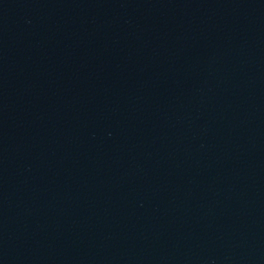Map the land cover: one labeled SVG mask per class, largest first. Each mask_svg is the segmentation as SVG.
<instances>
[{
    "label": "water",
    "instance_id": "95a60500",
    "mask_svg": "<svg viewBox=\"0 0 264 264\" xmlns=\"http://www.w3.org/2000/svg\"><path fill=\"white\" fill-rule=\"evenodd\" d=\"M0 264H264V0H0Z\"/></svg>",
    "mask_w": 264,
    "mask_h": 264
}]
</instances>
